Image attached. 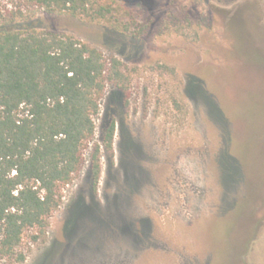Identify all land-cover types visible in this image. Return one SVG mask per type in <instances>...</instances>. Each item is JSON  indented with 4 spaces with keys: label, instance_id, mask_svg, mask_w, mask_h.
Returning <instances> with one entry per match:
<instances>
[{
    "label": "rangeland",
    "instance_id": "374dc122",
    "mask_svg": "<svg viewBox=\"0 0 264 264\" xmlns=\"http://www.w3.org/2000/svg\"><path fill=\"white\" fill-rule=\"evenodd\" d=\"M106 19L24 9L121 62L83 164L23 261L0 264H264V24L256 0H100ZM15 8L0 0V10ZM20 22V20H19ZM114 122L112 152L100 145Z\"/></svg>",
    "mask_w": 264,
    "mask_h": 264
},
{
    "label": "trees",
    "instance_id": "16d2710c",
    "mask_svg": "<svg viewBox=\"0 0 264 264\" xmlns=\"http://www.w3.org/2000/svg\"><path fill=\"white\" fill-rule=\"evenodd\" d=\"M0 10V257L23 261V233L43 236L61 189L83 164L93 117L107 82L123 87L121 62L66 33L25 25L24 9L106 19L113 6L100 0H12ZM108 19V18H107ZM20 20V22H19ZM114 122L90 152L92 184L100 173V145L112 152Z\"/></svg>",
    "mask_w": 264,
    "mask_h": 264
},
{
    "label": "flooded vegetation",
    "instance_id": "af4514ba",
    "mask_svg": "<svg viewBox=\"0 0 264 264\" xmlns=\"http://www.w3.org/2000/svg\"><path fill=\"white\" fill-rule=\"evenodd\" d=\"M226 3L227 11L231 12V9H235L237 6L242 4L246 0H224ZM255 1V0H254ZM257 11H258V22L264 24V0H256Z\"/></svg>",
    "mask_w": 264,
    "mask_h": 264
}]
</instances>
